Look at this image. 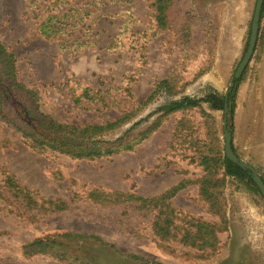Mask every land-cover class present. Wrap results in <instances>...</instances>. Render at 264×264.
<instances>
[{"label":"rangeland","instance_id":"rangeland-1","mask_svg":"<svg viewBox=\"0 0 264 264\" xmlns=\"http://www.w3.org/2000/svg\"><path fill=\"white\" fill-rule=\"evenodd\" d=\"M37 1L41 8L44 0ZM70 1L66 10L82 0ZM99 1L98 10L85 21L96 34L93 47L62 50L57 41L44 39L36 30L39 19L31 14L34 8L28 6L29 0H0V43L15 56L19 81L37 91L40 111L61 123L100 124L116 119L144 101L153 91V83L172 72L181 82L189 83L177 96L160 94L106 138L113 141L121 137L120 142L138 139L162 114L157 109L167 101L184 96L201 98L213 91L224 96L247 49L257 2L176 0L168 12V29L160 32L152 16L153 0ZM37 14L44 16L40 11ZM258 37L253 57L240 78L230 132L238 158L264 180V17ZM126 86L130 97L117 89ZM86 88H110L109 100L119 107L100 112L74 107L73 92L78 96ZM201 106L215 120L224 149L223 111ZM181 117L168 116L132 151L95 161L36 154L0 123V141L9 142L0 147V264H264V199L237 179L226 178L227 232L218 235L220 249L210 260L193 258V249L174 242H169V249H161L153 235L150 213L87 200L93 189L152 198L189 180L191 183L170 200L171 206L183 216L218 221L198 196L194 182L203 171L190 161L193 151L186 149L183 140L173 142V129ZM190 118L197 131L194 136L204 138L199 115L194 113ZM3 173L13 175L34 199H60L69 203L68 210L36 216L25 212L4 192ZM68 232L98 236L141 260L128 259L90 241L65 242L69 262L46 256L26 259L20 254L22 244Z\"/></svg>","mask_w":264,"mask_h":264},{"label":"trees","instance_id":"trees-1","mask_svg":"<svg viewBox=\"0 0 264 264\" xmlns=\"http://www.w3.org/2000/svg\"><path fill=\"white\" fill-rule=\"evenodd\" d=\"M175 1H152V16L158 31L168 29V12ZM37 2V0H29L28 6L34 8L31 14L34 18L39 19L36 30L44 39L57 41L62 50L75 51L95 45L93 38L96 34L92 33L91 24L86 25L85 21L90 18L95 10H98L99 0H82L67 10L65 8L70 5V0H44L41 8L37 6ZM38 11L44 13V16L37 14ZM263 17L264 2L260 14V23ZM203 73V71L199 72L191 83ZM188 84L181 82L177 73L172 72L165 79L153 83V91L144 101L137 103L130 110L121 112L116 119L100 124L61 123L40 111L37 91L26 87L19 81L15 56L0 43V123L18 134L22 143L36 154L56 153L79 161H95L114 156L121 152L132 151L135 146L154 132L168 116L182 115L173 129V142L178 143L179 140H183V144L188 145L186 149L193 151V155L188 157L203 171V176L194 182L198 185V196L205 204L207 212L217 218L218 221L206 222L183 216L171 206L170 200L191 183L189 180L182 181L163 194L152 198L141 197L134 193L106 192L93 189L87 194V200L100 206L127 207V209L138 212L150 213L153 215V235L161 249H169V242H174L193 249L195 251L193 258L210 260L218 254L220 249L221 244L218 235L227 232V205L223 196L226 178L237 179L259 192L248 172L225 157L215 120L201 106L207 104L212 110L223 111L224 96L213 91L206 93L201 98L184 96L167 101L157 109V112L162 114L149 127L140 132L138 139L127 142H120L121 137L113 141L106 139L129 123L160 94L165 93L167 98L177 96L184 91ZM233 84L227 99L231 116L234 113L240 79L234 80ZM117 89L128 97L131 96L129 86ZM110 90V88L94 90L86 88L78 96L73 92V106H81L86 111L95 110L97 112L117 108L120 104L114 100H109ZM194 113L199 115V124L204 130V138L194 136L197 131H195L194 120L190 118ZM130 131L131 128L127 130V133ZM8 143L7 140H2L0 147H6ZM232 150L237 155L233 147ZM2 182L4 192L16 200L25 212L35 213V216L62 213L69 208V203L60 199H34L33 193L22 187L11 174L3 173ZM71 241H90L99 247L109 248L114 253L128 259L141 260L139 256L133 253L127 255L120 252L115 246L98 236L70 232L36 238L22 244L20 254L26 259L46 256L57 261L69 262L68 253L64 249L65 242ZM170 252L172 253L173 250ZM74 260L80 261L78 258H74ZM82 264L89 263L83 262Z\"/></svg>","mask_w":264,"mask_h":264},{"label":"water","instance_id":"water-1","mask_svg":"<svg viewBox=\"0 0 264 264\" xmlns=\"http://www.w3.org/2000/svg\"><path fill=\"white\" fill-rule=\"evenodd\" d=\"M264 0H257L255 11L253 14L251 28H250V36L248 41L247 49L242 57L241 62L239 63L232 79L230 80L229 86L224 93V108H223V132H224V154L225 157L232 162L233 164L237 165L241 169L248 172V175L251 177L252 181L256 185V188L259 190L262 198L264 199V182L261 177L258 175L256 170L248 165L247 163L243 162L241 159L238 158L237 155L234 154L232 150V137H231V113H230V105L227 103L228 94L230 93L231 89L233 88L234 80H239L247 67L250 63L254 50L256 47L258 34H259V23H260V14L261 9L263 6Z\"/></svg>","mask_w":264,"mask_h":264}]
</instances>
